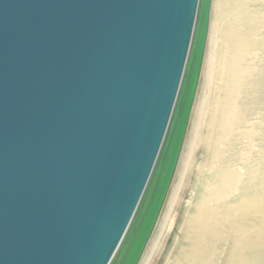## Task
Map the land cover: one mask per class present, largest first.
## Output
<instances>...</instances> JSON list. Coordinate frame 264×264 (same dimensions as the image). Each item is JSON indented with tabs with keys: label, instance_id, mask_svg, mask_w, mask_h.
Wrapping results in <instances>:
<instances>
[{
	"label": "water",
	"instance_id": "obj_1",
	"mask_svg": "<svg viewBox=\"0 0 264 264\" xmlns=\"http://www.w3.org/2000/svg\"><path fill=\"white\" fill-rule=\"evenodd\" d=\"M211 0H0V264H138L167 200Z\"/></svg>",
	"mask_w": 264,
	"mask_h": 264
},
{
	"label": "bare ground",
	"instance_id": "obj_2",
	"mask_svg": "<svg viewBox=\"0 0 264 264\" xmlns=\"http://www.w3.org/2000/svg\"><path fill=\"white\" fill-rule=\"evenodd\" d=\"M214 11L192 130L202 157L184 160L188 198L156 264H264V0H215Z\"/></svg>",
	"mask_w": 264,
	"mask_h": 264
},
{
	"label": "rangeland",
	"instance_id": "obj_3",
	"mask_svg": "<svg viewBox=\"0 0 264 264\" xmlns=\"http://www.w3.org/2000/svg\"><path fill=\"white\" fill-rule=\"evenodd\" d=\"M214 6H215V0H211V9L209 16L210 24L214 19V14H215ZM209 39H210V35L207 41ZM207 41L205 45V52L203 57V64L201 68L199 83L196 90V96H195L193 108L191 111L192 115L190 114L189 123L187 127L188 130L186 131L185 134V138L183 141L182 149L180 152L179 160L172 180L170 191L167 200L163 206V209L161 211L160 217L153 230V233L146 245V248L144 250V253L142 255L139 264H156L158 263V260L161 258L160 256H162L168 251V247H166V236L168 233H170L171 224L174 222L175 224H178L180 222L179 219H176V216L177 218H180V216L178 217L177 214L179 213L181 215L180 213V211H182L181 208L185 206V203L188 198V194L186 193L187 195L183 196V193L185 191L186 192L188 191L194 173V169H192L189 172V170L187 171V166L184 165L183 167L184 160L185 159L192 160L194 162V166H198L199 161L201 160L202 157V150L201 148H199L200 146H197L192 140V136H193L192 130H193L194 120L196 117L197 108L198 106H200L199 104H201V101L203 100L206 94L207 90L205 88L208 89L207 87L208 85L206 84H208L209 79L207 75H205V66H206V62L208 61V55L210 49L208 44L210 43V40L208 41V43ZM254 60H255L254 62H264V52L258 53L257 57L254 58ZM212 82L214 83V80H211V83ZM253 116L254 115H252V117Z\"/></svg>",
	"mask_w": 264,
	"mask_h": 264
}]
</instances>
